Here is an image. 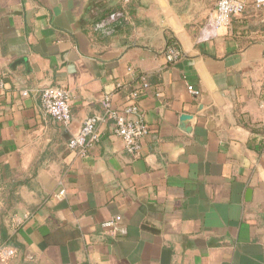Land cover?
<instances>
[{
  "label": "crops",
  "instance_id": "0c3cea01",
  "mask_svg": "<svg viewBox=\"0 0 264 264\" xmlns=\"http://www.w3.org/2000/svg\"><path fill=\"white\" fill-rule=\"evenodd\" d=\"M243 1L206 37L216 0H0V264H264V7ZM141 76L140 155L108 120L70 150ZM50 84L68 126L40 107Z\"/></svg>",
  "mask_w": 264,
  "mask_h": 264
},
{
  "label": "built area",
  "instance_id": "2783aa9c",
  "mask_svg": "<svg viewBox=\"0 0 264 264\" xmlns=\"http://www.w3.org/2000/svg\"><path fill=\"white\" fill-rule=\"evenodd\" d=\"M257 8L264 7V0H254ZM245 3L243 0H216L215 8L208 15L206 22L202 26L204 36L208 37L219 27L226 26L230 17L243 11ZM166 59L174 62L182 56V52L174 43H170L164 50ZM139 84L115 83V90L122 92V97L116 105L112 103L111 96L105 95L101 101L102 113L100 115H90L86 117L79 129L73 133L67 147L75 151L80 156H86L92 145L99 140L97 123L108 120L112 123V132L120 137L124 143L126 152L132 157L140 155L141 139L148 133L143 111L140 106V99L143 91L148 87V82L144 76L139 79ZM3 85L0 76V86ZM22 95L27 91L22 90ZM37 95L42 111L63 126H68L71 122L70 93L64 87L58 85H44L37 89ZM264 123V119H263ZM64 194L60 190L56 196ZM121 217L115 215L100 224L103 235L115 237L117 233L124 234L125 229L119 225ZM14 255L12 247H0V257L7 259Z\"/></svg>",
  "mask_w": 264,
  "mask_h": 264
},
{
  "label": "water",
  "instance_id": "95a60500",
  "mask_svg": "<svg viewBox=\"0 0 264 264\" xmlns=\"http://www.w3.org/2000/svg\"><path fill=\"white\" fill-rule=\"evenodd\" d=\"M184 117H186V116H184ZM42 229H44V227Z\"/></svg>",
  "mask_w": 264,
  "mask_h": 264
}]
</instances>
